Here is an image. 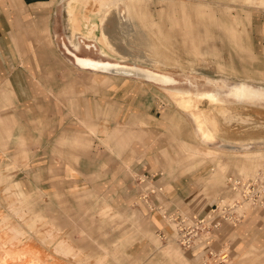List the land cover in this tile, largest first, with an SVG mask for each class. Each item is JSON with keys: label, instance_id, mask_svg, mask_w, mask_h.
Instances as JSON below:
<instances>
[{"label": "rangeland", "instance_id": "rangeland-1", "mask_svg": "<svg viewBox=\"0 0 264 264\" xmlns=\"http://www.w3.org/2000/svg\"><path fill=\"white\" fill-rule=\"evenodd\" d=\"M47 1L40 7L43 13L28 20H32L34 34L49 46L46 60L50 71L91 73L97 78L111 75L80 67L75 54L168 74L175 85L120 75L115 78L138 89L139 99L148 104L155 101L161 112H169L167 120L176 128L170 137L178 163L192 164L195 172L210 171L201 182L220 187L221 193L227 192L230 178H250L264 166V106L212 103L197 95L222 91L225 85L264 86V80H257L263 72L250 49L251 27L257 16L264 14V0H119L107 16L99 13L96 0H87L86 9L78 13L80 30H75L68 15L71 0ZM93 24L97 25L95 32L87 38ZM0 97L6 99L4 94ZM180 97L191 99L192 108L179 101ZM195 114L205 119L204 126L213 136L202 135ZM10 140V125L0 114V264L264 261V234L260 232L250 239L233 234L223 261L211 256L201 260L173 237L160 235L162 229L166 234L169 231L165 225L156 228L149 209L142 212L118 206L121 202L112 201L109 194L86 192L82 187L59 191L63 185L55 181L43 183L42 176L26 177V167L33 163L26 152H16ZM258 213L246 210L241 222ZM242 243L249 256L241 255Z\"/></svg>", "mask_w": 264, "mask_h": 264}, {"label": "crops", "instance_id": "crops-1", "mask_svg": "<svg viewBox=\"0 0 264 264\" xmlns=\"http://www.w3.org/2000/svg\"><path fill=\"white\" fill-rule=\"evenodd\" d=\"M46 2L0 0V96L6 97H0V114L10 125V144L16 152H26L33 163L24 175L42 176L43 183L55 181L63 185L59 191L77 186L109 194V199L121 202L118 206L149 209L156 228L165 225L169 231H159L164 237H170L172 229L159 208L205 216L217 201L229 198V188L221 193L220 187L201 182L210 171L195 172L192 164L178 163L170 137L176 128L167 120L169 112H161L155 101L148 104L139 99L138 89L130 83L111 73L97 78L91 73L66 74L47 68L49 46L34 34L32 20H28L41 15L40 7ZM67 11L75 30H80L79 10ZM257 17L251 27L250 49L263 72L257 80H264V14ZM85 20L89 23L88 17ZM93 25L87 38L95 32ZM227 87L230 91L264 89L248 83ZM241 224L222 222L187 251L203 260L209 252H225L233 234L244 239L264 234V211L245 217ZM242 245L241 255L249 256Z\"/></svg>", "mask_w": 264, "mask_h": 264}, {"label": "built area", "instance_id": "built-area-1", "mask_svg": "<svg viewBox=\"0 0 264 264\" xmlns=\"http://www.w3.org/2000/svg\"><path fill=\"white\" fill-rule=\"evenodd\" d=\"M227 185L233 194L232 198L220 199L214 209L205 216L159 208L163 218L172 227L171 237L182 248L193 249L204 236L219 228L222 222L238 225L246 210L264 211V166L250 178H230ZM208 255L217 258L218 261H223L227 257L224 253L215 252H209Z\"/></svg>", "mask_w": 264, "mask_h": 264}, {"label": "bare ground", "instance_id": "bare-ground-1", "mask_svg": "<svg viewBox=\"0 0 264 264\" xmlns=\"http://www.w3.org/2000/svg\"><path fill=\"white\" fill-rule=\"evenodd\" d=\"M96 1L95 2L98 5L99 13L105 12V14L107 16L109 11L111 10L110 8L118 6L117 2L119 0H96ZM124 2H125V0H124ZM87 5H88L87 0H81V1L80 0H71L69 2V9L80 10V9H84ZM105 38H106V36H104V39ZM122 59H125V58H122ZM76 61L83 68H86V69L98 70V71L116 74V75H122V76L126 75V76L136 77L139 79H145V80H148V81H151L154 83H159V84L166 85V86H173L176 84V81L170 75L165 74V73L155 72L153 70H150L148 68H144V67H141L138 65H127V64H124L122 62H115V63H111L109 61L100 62V61H96V60H92V59H85V58H77ZM222 83H221V85H222ZM215 84H219V83L217 82ZM221 87H223V86H221ZM224 88L226 90H224ZM172 90H174L176 93H181V91H179L176 88H173ZM197 95L201 96V97H207L211 100V102L215 101V102H219V103L228 102V103L239 104V105L264 106V89L237 88V89L230 91L229 88L225 85L223 87L222 91H220V89H219V91L217 90L216 93H198ZM178 100L182 101V103L185 106H187V108L191 107L192 103H193L191 99L189 101H185L187 99L184 97H180V98H178ZM193 111H195V110H193ZM193 111H192V113H194ZM193 116L198 121L199 116H196V114ZM201 118H202V116L199 117V119H200V124H199L200 132L206 138L213 136V132L210 129H207L208 126H204L205 125L204 124L205 119L203 120Z\"/></svg>", "mask_w": 264, "mask_h": 264}]
</instances>
